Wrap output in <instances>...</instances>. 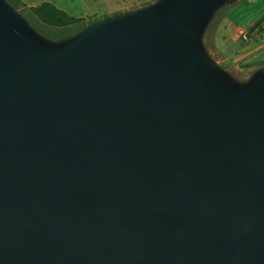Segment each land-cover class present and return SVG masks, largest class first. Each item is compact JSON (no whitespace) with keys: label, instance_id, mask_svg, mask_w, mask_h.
<instances>
[{"label":"water","instance_id":"1","mask_svg":"<svg viewBox=\"0 0 264 264\" xmlns=\"http://www.w3.org/2000/svg\"><path fill=\"white\" fill-rule=\"evenodd\" d=\"M226 1L50 44L0 0V264H264V70L201 42Z\"/></svg>","mask_w":264,"mask_h":264},{"label":"rangeland","instance_id":"2","mask_svg":"<svg viewBox=\"0 0 264 264\" xmlns=\"http://www.w3.org/2000/svg\"><path fill=\"white\" fill-rule=\"evenodd\" d=\"M3 1L40 39L59 44L79 36L100 19L112 16L110 12L118 15L139 10L160 0H53L70 15L80 18L67 27L45 24L21 0ZM26 1L33 4L44 0ZM201 42L210 59L235 85H248L257 72L264 70V0H227L204 25Z\"/></svg>","mask_w":264,"mask_h":264},{"label":"trees","instance_id":"3","mask_svg":"<svg viewBox=\"0 0 264 264\" xmlns=\"http://www.w3.org/2000/svg\"><path fill=\"white\" fill-rule=\"evenodd\" d=\"M30 11L47 25L54 27H67L77 23L80 18L69 15L51 2H43L40 5L30 7Z\"/></svg>","mask_w":264,"mask_h":264},{"label":"crops","instance_id":"4","mask_svg":"<svg viewBox=\"0 0 264 264\" xmlns=\"http://www.w3.org/2000/svg\"><path fill=\"white\" fill-rule=\"evenodd\" d=\"M21 2H23L24 4H26V5L29 6V7H33V6L40 5V4L43 3V2H51V3H53L56 7H58L59 9L66 11V9H65V7H64L63 5H60L59 3H57V2H55V1H53V0H48V1L44 0V1H41L40 3H33V4L28 3L26 0H21ZM66 12H67V11H66ZM67 13H68V12H67ZM68 14H69V13H68ZM109 14H110V15H113V14H115V13H114V12H110ZM69 15H70V14H69ZM71 16H73V15H71ZM74 17H75V16H74Z\"/></svg>","mask_w":264,"mask_h":264},{"label":"built area","instance_id":"5","mask_svg":"<svg viewBox=\"0 0 264 264\" xmlns=\"http://www.w3.org/2000/svg\"><path fill=\"white\" fill-rule=\"evenodd\" d=\"M243 36L247 39V35L246 34H244Z\"/></svg>","mask_w":264,"mask_h":264}]
</instances>
